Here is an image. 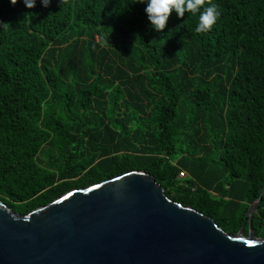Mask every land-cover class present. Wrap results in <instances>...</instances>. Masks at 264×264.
Returning a JSON list of instances; mask_svg holds the SVG:
<instances>
[{"label": "trees", "instance_id": "trees-1", "mask_svg": "<svg viewBox=\"0 0 264 264\" xmlns=\"http://www.w3.org/2000/svg\"><path fill=\"white\" fill-rule=\"evenodd\" d=\"M163 30L138 0H0V201L27 214L133 170L229 233L264 189V0ZM185 172V177L180 175ZM264 238V196L253 216Z\"/></svg>", "mask_w": 264, "mask_h": 264}, {"label": "water", "instance_id": "water-1", "mask_svg": "<svg viewBox=\"0 0 264 264\" xmlns=\"http://www.w3.org/2000/svg\"><path fill=\"white\" fill-rule=\"evenodd\" d=\"M247 212L229 233L133 170L74 188L27 214L0 201V264H264V238Z\"/></svg>", "mask_w": 264, "mask_h": 264}, {"label": "clouds", "instance_id": "clouds-1", "mask_svg": "<svg viewBox=\"0 0 264 264\" xmlns=\"http://www.w3.org/2000/svg\"><path fill=\"white\" fill-rule=\"evenodd\" d=\"M25 7L31 9L36 5L37 0H22ZM139 3L144 4V12L151 27L157 32L163 30L170 14L174 10L178 17H183L186 12L195 13L199 10L198 22L195 27L196 32L207 31L215 23L219 17L220 12L215 4L208 5L201 9L204 0H138ZM14 6L18 0H10ZM51 0H41L44 7H48ZM7 23L0 21V30H2Z\"/></svg>", "mask_w": 264, "mask_h": 264}, {"label": "rangeland", "instance_id": "rangeland-1", "mask_svg": "<svg viewBox=\"0 0 264 264\" xmlns=\"http://www.w3.org/2000/svg\"><path fill=\"white\" fill-rule=\"evenodd\" d=\"M186 176V173L185 172H183L181 175H180V177H185Z\"/></svg>", "mask_w": 264, "mask_h": 264}]
</instances>
